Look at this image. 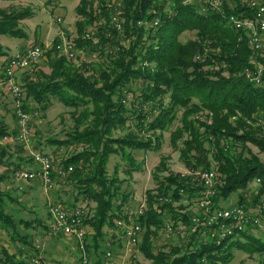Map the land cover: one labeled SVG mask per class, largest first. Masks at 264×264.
I'll list each match as a JSON object with an SVG mask.
<instances>
[{"label": "trees", "instance_id": "trees-1", "mask_svg": "<svg viewBox=\"0 0 264 264\" xmlns=\"http://www.w3.org/2000/svg\"><path fill=\"white\" fill-rule=\"evenodd\" d=\"M107 1L80 0L77 7L78 14L83 17L77 23L79 34L84 35L89 26L98 29L104 59L99 64L101 71L97 78L89 74L95 69L92 62L76 64L65 57L52 56L57 43L46 53L50 73L35 69L36 72L22 80L25 111L31 114L37 109L45 111L51 106L52 99L76 110L72 114L74 125L67 138H50L48 142L57 146H88L87 150L72 154L60 165L62 168L73 166L70 180L75 182L81 200L77 198L72 205L76 206L85 198L96 203L94 214L85 219V225L94 229L93 247L99 249V242L105 235L104 227L115 228L116 219L126 217L122 207L128 196L123 197L119 206L114 205L121 186L116 177L109 175L111 157L124 154L130 165H134L136 160L127 153L128 150H151L158 146L152 137H140V132L168 130L180 108L183 109L182 127L173 133V144L176 146L178 140L188 135L189 139L184 141L181 149L184 164L191 169H210L214 161L218 163L221 183L216 203L239 192L238 204L250 206L244 193L254 179H261L262 187L252 200L256 204L264 196V159L253 153L248 144L257 147L264 156V136L255 125L256 116L264 112V84L255 85L242 74L254 57L245 34L235 30L223 14L202 13L196 5L184 4L181 0H122L124 23L123 31L118 33L111 24L112 13L108 12ZM246 9L243 0L224 2L227 15ZM29 13L32 12L3 15L0 34L22 36L24 32L18 21L28 17ZM155 20L159 22L158 26H151ZM140 21L150 25L139 26ZM189 30L196 32V38L180 42V35ZM109 34L114 36V41L107 36ZM123 40L127 45H123ZM77 44L90 47V42L85 39L78 40ZM108 46L119 47V51L106 54L104 50ZM0 57H8L1 45ZM125 93L138 101L137 109L126 106L123 102ZM202 112L213 115L211 124L195 120ZM130 120H135V129L139 130L115 137L114 133L127 127ZM17 133L18 130L10 131L0 120V166L13 157L14 146L23 151L27 149L19 142L12 146L4 141ZM25 161L21 158L15 171L22 168L21 163ZM29 161L33 164L32 158ZM131 167V171L136 169ZM158 170L161 174L168 171L165 162H161ZM187 181L190 180L180 174L168 172L158 181V187L148 192L149 209L140 218L147 234L151 233V228L159 229L165 225L166 217L180 216L173 204L184 199L182 189L190 197L197 195L198 190ZM166 196L172 199L171 203L159 201L160 197ZM190 219L182 221L188 225ZM0 222L3 225L11 223V217L1 204ZM240 234L246 242L239 234L219 245L198 242L192 235L187 246H172L158 254L145 251L154 264H203L205 260L216 264L227 263L232 258L228 247L233 246L251 254L259 252L264 263V244L258 236L250 230ZM147 240L148 237L145 242ZM89 246L87 243L88 251ZM19 264L27 262L23 260Z\"/></svg>", "mask_w": 264, "mask_h": 264}, {"label": "rangeland", "instance_id": "rangeland-1", "mask_svg": "<svg viewBox=\"0 0 264 264\" xmlns=\"http://www.w3.org/2000/svg\"><path fill=\"white\" fill-rule=\"evenodd\" d=\"M121 1L108 0V12L113 14L118 8L120 9L121 6L119 4H123ZM79 3L80 0H0V18L3 15H15L23 11L32 12L31 15L29 13L28 17L18 21L20 30L24 32L22 36L13 37L10 34H0L2 50L8 54H17L20 49L23 51L25 48L36 45L50 50L55 44L59 43L62 37H66L74 42L77 48V57L71 62L76 64L81 61L94 63L95 69L90 70L89 74L97 78L101 71L99 64L104 58L95 52H91L93 50H87V44L85 46L82 45V47H79L77 44L78 40H84L85 35H80L78 32L77 23L83 20V17L77 12ZM233 6L230 1V7L233 8ZM94 27L89 26L87 31ZM195 38L196 32L189 30L180 35L179 40L182 43H186ZM123 45H127V42L124 40ZM52 56L59 57L55 54V51H53ZM46 57L35 67L37 69L36 71L50 73L51 68ZM2 59L0 57V63L4 61ZM32 71V73L36 72L34 70ZM12 100L10 92L5 87H2L0 90V114L6 110V118L9 117L8 119L14 121L16 117L14 118L11 115L10 109ZM3 105L6 106L5 110ZM126 106L129 109H137L139 103L137 100L131 98L127 101ZM32 107L34 109L37 108L36 105ZM75 111V109L64 105L59 100L52 99L51 106L47 110L41 111L37 109L32 114V148L48 154L53 159L56 169L54 176L55 187L53 189L47 190L40 180L24 182L20 186L13 179L16 165L20 163L21 158L26 160L21 163L22 168L34 167V164L29 161L31 156L28 149L23 151V149L14 146L12 153L16 152L19 157L15 159L11 158L4 166H0V170L2 167L6 168L3 174H0V204L3 205L5 213L11 217V223L9 224L3 225L0 222V257L2 258L0 259V264H7V262H4L6 258L5 254H10L11 252L16 254L23 252L26 257L25 259L29 260L36 253L35 250L38 244L45 245L42 251H38V255L41 257V264H47L50 260L47 261L46 257L53 256L54 254L57 256L55 257L56 259L51 261V264H64L70 261L68 259L64 260L68 252L75 254L76 250L74 251V249L76 245L74 246L72 242L64 239L62 236L55 239L59 247L57 245L53 247L54 244H51L54 237L50 236L46 230L47 228L44 226L50 220L49 215H52L51 208L64 205L73 207L72 204L76 203L77 198L81 200L75 188V182L70 180L71 175H59L58 170L62 168L60 165L61 161L67 159L74 153L87 150L88 146L84 144L57 146L48 142L50 138H67L68 132H71L74 125L72 114ZM182 114L183 109L180 108L177 111V119L166 131L140 132V137L144 139L152 137L158 143V146H154L151 150H128L127 153L132 154L136 160L134 165H130V160L124 154L111 157L108 165L109 175L110 177H116L120 181L121 186V192L116 202H114V205L116 207L119 206L123 197L128 196L126 204L122 207V211H125V213L129 212V210H135L141 205L147 199L148 192L155 190L159 185L158 181L164 176H167L168 172L182 175L188 170V167L181 159V149L183 148L184 141L189 139L188 135L185 134L184 137L178 140L176 146L173 144V133L182 127ZM212 119L213 115L208 112H202L195 117V120L198 122L206 124H211ZM6 125L8 126V124ZM135 128V120H130L127 127L122 130L118 129L114 135L115 137L123 136L131 131L139 130ZM248 147L253 153L258 154L260 158L264 159V156L259 153L257 147L251 144H248ZM162 161L165 162L168 168V171L163 174L158 170ZM131 166L136 169L131 171ZM156 175L159 176V179L156 178ZM238 194L239 192L233 193L228 200H225L224 205L232 206L231 204L237 203ZM83 203L86 205V217L90 218L94 214L96 203L86 198ZM80 205L81 203L77 202L76 206ZM173 206L180 216L174 217L173 215L172 217L171 215L166 217L165 225L159 229L151 228V233L149 234H147L148 230L144 228L141 241L142 245L128 253L122 248V234L117 227H104L105 235L99 242L100 246L97 250L93 247L94 229L90 225H86V238L87 243L90 245L89 251L87 250L90 264H97L98 260L102 261L105 259L107 252H112L113 254L112 259H110V263L112 264H154V261L147 255V251L145 250H149L153 254H158L161 250L168 251L172 246H183L180 237L176 234L169 233L167 224L175 221L182 223L183 221L188 222L191 217L198 213V208L193 207V205L187 202L174 203ZM34 219L41 220V224L38 221L34 222ZM31 221L33 223L30 224ZM253 233L257 234L260 242L264 244V231L257 229ZM2 237H4L3 240ZM146 237H148L147 242H145ZM239 237L243 242H246V239L241 234H239ZM62 243H65L66 246ZM60 244L62 245L61 249ZM22 246H24V249L21 248ZM50 249H52L51 254H49ZM228 251L232 252V258L227 263L218 262L216 264H264L263 257L259 255V252L251 254L242 248L233 246L228 247ZM90 259L93 263H91ZM58 261L60 262L58 263ZM78 264H83L82 259L78 261ZM203 264L211 263L205 260Z\"/></svg>", "mask_w": 264, "mask_h": 264}, {"label": "built area", "instance_id": "built-area-1", "mask_svg": "<svg viewBox=\"0 0 264 264\" xmlns=\"http://www.w3.org/2000/svg\"><path fill=\"white\" fill-rule=\"evenodd\" d=\"M184 4H194L198 11L208 13L215 11L226 16L228 23L237 31H242L245 34L248 46L254 54L251 65L246 67L242 74L253 84H264V0H243L246 10L237 14L227 15L224 10V2L226 0H181ZM195 1V3H193ZM121 8L117 9L112 14L111 24L118 33L123 31L124 20L123 4H119ZM61 21V20H60ZM139 26L148 27L150 23L140 21ZM159 22H151V26H158ZM98 29L95 26L86 31L84 39L90 42V47L87 50L101 55V40L98 36ZM114 41V36L107 35ZM121 40V39H119ZM105 53H113L119 51V47L112 49L106 47ZM109 48V50H108ZM48 48L41 46L29 47L17 54L11 56L8 60L0 63V86L5 87L13 99V111L16 117L18 133L4 139L6 143L15 144L17 142L24 144L29 150V154L33 160L34 167L20 168L14 172L13 179L21 186L24 182L40 180L47 190L55 187L53 172L56 171L53 159L46 153L37 151L32 148V114L24 110L25 92L22 87L20 75L22 72H27L28 76L32 74V70L46 57ZM76 44L66 37H62L56 46L55 54L59 57H65L72 61L77 57ZM84 52V51H82ZM200 57L198 56L197 59ZM133 98L129 93L124 94V103ZM255 125L261 130L264 136V112L259 113L255 118ZM210 169L198 168L191 169L183 173L181 176L192 185L198 193L194 197L187 195L184 189L181 194L184 199L176 203L187 202L193 207L198 208V213L191 217L189 224L184 222H173L167 224V229L170 234H176L181 238L184 246H187L192 235L197 237L198 242H213L217 245L221 244L229 237L240 234L241 232L251 231L256 232L257 229L264 231V196L255 204L252 202L255 196L259 194L262 187L261 179H254L249 189L244 193L248 205H240L237 203L232 206L224 205L225 201L216 203L215 198L218 195L220 186V172L218 163L213 162ZM73 171V166L61 168L58 170L59 175H68ZM161 203H171L169 197H160ZM85 205L80 206H56L51 208L52 224L51 231L53 234H64L68 237L76 239L78 250L81 254L83 264H90L87 252V228L85 218L87 212ZM149 209L148 200L145 199L141 205L135 210L126 212V217L116 219V227L121 231L122 239L126 243V249L131 252L134 248L141 245L144 226H142L140 218L145 216ZM170 220V219H168ZM171 221V220H170ZM256 229V230H255ZM44 244H38L27 264H41V257L38 251L44 249ZM108 259H112L111 252L106 253Z\"/></svg>", "mask_w": 264, "mask_h": 264}, {"label": "crops", "instance_id": "crops-1", "mask_svg": "<svg viewBox=\"0 0 264 264\" xmlns=\"http://www.w3.org/2000/svg\"><path fill=\"white\" fill-rule=\"evenodd\" d=\"M25 49H27V48H25ZM25 49H23V50H25ZM20 51H22L21 49L18 51V52H20ZM17 52V53H18ZM14 54H8V58H4V57H2L3 59L2 60H8L11 56H13ZM20 75V80H21V82H22V80H24L25 78H27L28 77V75H27V72H22L21 74H19ZM2 89V87L0 86V90ZM13 101V100H12ZM5 105V104H4ZM3 105V106H4ZM5 108H6V106H4V110H5ZM10 109H11V115L15 118V114H14V111H13V102H12V105H10ZM1 116H0V119L1 120H3L4 121V124L6 125V124H8V129L10 130V131H16V130H18V128H17V122H16V119H14V121L13 120H10V119H8V118H6V110H5V112L3 113V112H1V114H0ZM12 146H14V144H11ZM13 154V157H12V159H15V158H17L18 157V154L16 153V152H13L12 153ZM6 170V168H4V167H2L1 168V170H0V174L2 175L3 174V172ZM31 182V181H30ZM238 200H239V194H238ZM84 201H80V202H78V203H81V204H84L83 203ZM238 202V201H237ZM85 205V204H84ZM86 206V205H85ZM49 217H50V220L48 221V224H44V226H45V228H47L46 230H47V232L50 234V236H52V237H54L53 239V241H52V244L51 245H53V247L54 246H56L57 245V242H55V239H57L59 236H62L64 239H66V240H68V241H70V242H72V244L75 246V249H74V251H75V254L73 253L72 254V252H68V254H67V256L66 257H64V260L65 259H68V260H70V261H68V262H65L64 264H78V261L81 259V257H80V253H79V251L77 250V248H78V244H77V241H76V239L75 238H73V237H68V236H65L64 234H61V233H59V234H53L52 233V231H51V224H52V215L50 216L49 215ZM34 222L35 221H38V223L39 224H41V220H37V219H34L33 220ZM4 232H5V230H4ZM47 233V234H48ZM255 234V233H254ZM257 235V234H256ZM258 236V235H257ZM4 239V237H2V240ZM122 239V238H121ZM25 241V240H24ZM23 241V242H24ZM121 242H122V248H123V250H125L126 251V253H128L129 251L126 249V243L124 242V240L122 239L121 240ZM64 246H66L65 245V243H62ZM59 245V244H58ZM57 245V246H58ZM60 249L62 248V245L60 244ZM59 247V246H58ZM21 248H23L24 249V246H22ZM5 249V248H4ZM55 249V248H54ZM51 251H52V249H50L49 250V254H51ZM46 252V251H45ZM112 253V252H111ZM113 255V254H112ZM5 256H6V258L4 259V262H7V264H19V263H21L23 260H25L26 261V257L24 256V253L22 252V253H13V252H11L10 254H5ZM57 255H53V256H47L46 257V259H47V261L48 260H50V261H48L47 262V264H51V261L53 260V259H56L55 257H56ZM11 257L12 258H14V260H12L11 259ZM93 257V256H92ZM0 259H2L1 257H0ZM91 260V259H90ZM60 261H58V263H59ZM91 263H93V261L91 260ZM98 263H100V264H112V263H110V259H108L107 257H106V254H105V259H103L102 261L101 260H98L97 261V264ZM62 264V263H61Z\"/></svg>", "mask_w": 264, "mask_h": 264}]
</instances>
